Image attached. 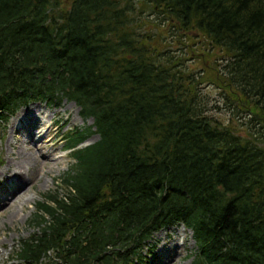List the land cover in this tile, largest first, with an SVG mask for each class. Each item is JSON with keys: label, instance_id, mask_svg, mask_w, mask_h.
I'll return each instance as SVG.
<instances>
[{"label": "trees", "instance_id": "trees-1", "mask_svg": "<svg viewBox=\"0 0 264 264\" xmlns=\"http://www.w3.org/2000/svg\"><path fill=\"white\" fill-rule=\"evenodd\" d=\"M63 100L92 125L18 264H135L180 223L193 264H264V0H0V122Z\"/></svg>", "mask_w": 264, "mask_h": 264}, {"label": "rangeland", "instance_id": "rangeland-1", "mask_svg": "<svg viewBox=\"0 0 264 264\" xmlns=\"http://www.w3.org/2000/svg\"><path fill=\"white\" fill-rule=\"evenodd\" d=\"M170 40V38H167ZM197 41V40H195ZM172 49H177L174 46ZM198 54V53H196ZM193 67L196 70L201 71L200 61L192 59ZM203 98L207 104L209 115L221 123H228L230 120L234 121L236 125V117H232L230 112L227 111L221 91L214 85H209L207 81L203 83ZM40 109L44 114L34 113V119L44 123L47 127L51 126L49 134L46 138L40 139L42 134L37 136V142L34 147L32 143H26L21 146L23 141V133L29 132L28 130L33 129L34 126L29 128H23L20 131H15L14 134L11 132L12 125H18L20 119L18 117L24 110L36 111ZM32 112V114H33ZM60 117V118H59ZM61 119V121H57ZM32 121V122H33ZM59 122L56 126L55 122ZM91 121L84 122L79 116L78 108L63 100L60 105H47L42 103L29 104L22 107L16 114V116L10 120L5 127H0V170H4L7 162V153L11 151L12 154L9 157L16 156V149L24 148L26 154H35V165L34 169H31V173H34L35 182L25 183L19 192L14 190L20 185L16 182L7 181L6 176L0 180V264H12L10 262L11 254L17 248L18 242L22 239L28 238L33 230L28 225L29 220L35 213V204L42 202L46 192L53 191L55 188L54 182L64 175L71 164L73 163L70 159V152L65 150L64 135L70 130L77 127L90 126ZM36 129V128H35ZM33 129V130H35ZM241 134L245 136V132L242 130ZM51 139H53L51 141ZM41 140V142L39 141ZM97 138H91L87 145L93 144ZM31 144V145H29ZM36 147L40 149V152L36 150ZM57 148L55 152L52 151ZM47 155L44 158H40V155ZM52 155L51 157H49ZM49 161V162H47ZM52 165L57 167L52 168ZM7 170H10L8 168ZM24 174L28 176L27 166L22 167ZM26 187V189H24ZM181 232L180 234H178ZM168 238L164 235H160L165 242V246L160 250L156 244L154 248L150 250V253L145 254L148 262L145 264H192L193 262V250L194 242L191 238V234L185 231L183 227H174L167 230ZM163 234V233H161ZM154 238V242H157ZM173 239L177 240L175 244ZM172 240V242H171ZM170 241V243H167ZM183 243V244H182ZM177 245L178 255L172 252V247ZM183 245V247H182Z\"/></svg>", "mask_w": 264, "mask_h": 264}, {"label": "bare ground", "instance_id": "bare-ground-1", "mask_svg": "<svg viewBox=\"0 0 264 264\" xmlns=\"http://www.w3.org/2000/svg\"><path fill=\"white\" fill-rule=\"evenodd\" d=\"M33 110H25L21 113V115L19 116L18 119H20L21 121H19L18 125L17 123L12 125V128H11V132L12 134L15 133V131H20V132H23L21 131L23 128H29L30 126H34L33 129H30L28 130L29 132H26L23 133L24 135L22 136L23 138V141L21 142V146H23L24 144L26 143H32L33 144V147H34V142H36L37 140V136L38 135H41L42 134V130L44 129V132L43 134L41 135V138L40 139H44L48 136L49 134V131H50V127L47 128L46 125L44 123H41L40 121L36 120L35 119V122L33 121L34 119V113H40L42 114V116H44V113L40 110V109H37L36 111L33 112ZM60 118V117H59ZM33 121V122H32ZM57 121H61V119H58ZM40 129H42L40 131ZM33 130V131H32ZM31 131V132H30ZM37 133V135H36ZM53 139H51L52 141ZM31 145V144H29ZM36 150L37 152L39 151L40 152V149H38L36 147ZM56 150H58L57 148H55L53 152H55ZM16 156H13V157H9L10 154H12V149L10 152L7 153V162L8 164L5 165V168L4 170H0V180H3L2 178H4L6 176V178L10 181V182H16L18 183L20 186L17 187L14 191L15 192H19L22 188V186L25 184V183H32V182H35V177H34V173L32 174L31 173V169H34V165L36 163L35 161V154H26V150L22 147L21 149L18 148L16 149ZM47 155H40V158H44L46 157ZM52 155H50L49 157H51ZM49 162V161H47ZM24 166H27V171H28V176H26L24 174V171L25 170H22V167ZM54 167H57L56 165H52V168ZM8 168H10V170H7ZM26 189V187L24 188ZM162 235H165V234H161ZM160 238V237H159ZM175 243V241H174ZM177 247L176 246H173L172 247V250H175Z\"/></svg>", "mask_w": 264, "mask_h": 264}]
</instances>
